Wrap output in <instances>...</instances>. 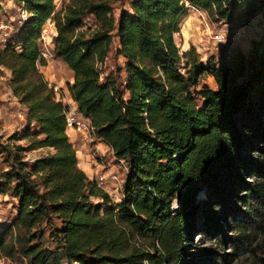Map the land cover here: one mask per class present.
<instances>
[{
    "label": "trees",
    "instance_id": "1",
    "mask_svg": "<svg viewBox=\"0 0 264 264\" xmlns=\"http://www.w3.org/2000/svg\"><path fill=\"white\" fill-rule=\"evenodd\" d=\"M14 1L28 17L0 47V74L9 71L11 91L25 107L26 127L8 140L28 146H1L11 160L0 171V196L15 197L16 213L0 226V258L183 264L195 215L203 229L222 233L236 202L253 217L264 210V0H126L117 15L109 0H70L59 9L55 0ZM191 8L217 21L234 15L243 27L259 13L255 53L247 57L237 46L219 62H202L193 47L181 51L174 36ZM88 16L95 28L79 32ZM49 19L53 55L73 73L71 100L126 163L118 202L78 165L65 121L69 106L40 71L47 62L39 37ZM113 46L123 77L120 67L102 71ZM204 74L215 89L200 84ZM38 148L52 151L24 160ZM201 191L223 209L211 199L196 202ZM134 236L148 239V248L132 244Z\"/></svg>",
    "mask_w": 264,
    "mask_h": 264
},
{
    "label": "rangeland",
    "instance_id": "2",
    "mask_svg": "<svg viewBox=\"0 0 264 264\" xmlns=\"http://www.w3.org/2000/svg\"><path fill=\"white\" fill-rule=\"evenodd\" d=\"M109 1H111L116 15L121 7H127L126 0ZM69 3L70 0H55V6L58 9ZM19 7L20 5H17L14 0H0V47L16 33L26 19L21 17ZM246 19V22L251 24L249 27H243L242 22L235 19L234 15L230 19L217 21L215 18L209 17L204 11L191 8L181 20L180 30L174 36L175 41L181 51L193 47L202 62L208 58H214L215 61L219 62L222 55L237 46L242 49L247 57H251L255 53L256 43L261 36V28L260 31L257 28L262 25V22L259 13H254ZM84 23L78 31L86 34L91 33L95 28L92 17H86ZM222 37L224 40L219 42ZM39 46L42 48L41 45ZM114 46L104 62L102 71L103 74H106L120 67V76L123 77L124 60L121 56L115 55ZM51 52V56L46 59L47 64L45 66L48 68H40V71L50 85L57 87L55 90L57 100H61L69 106L67 103V83H69L68 80L73 82V73L65 63L53 55V51ZM9 78V71L3 69L0 74V171L5 169L11 160L7 149H3L1 146L3 147L7 141L14 143V145L28 146L26 139L8 140L10 135L20 134L26 127L25 107L12 93ZM203 83L213 89L216 88L213 77L208 74L200 76V84ZM258 96L264 101V86ZM73 106L76 109L74 102ZM68 134L76 150L78 165L87 169L85 173L91 179H95V176H104L102 188L107 191L111 201L118 202L121 199L122 183L127 173L126 163L117 159L111 149L100 141L95 134L89 136L75 130H68ZM44 149L38 148L26 152L24 160L31 163L46 155ZM248 154V152H244V155ZM88 168L92 169L88 170ZM112 175L115 177L111 179L110 176ZM243 179L248 180L245 175H243ZM234 194L240 195L241 192L236 190ZM234 197L232 196V198ZM210 199L212 205L217 203L213 201L214 196L209 197L204 191H201L196 197V202L200 203ZM257 203V201H253V204L257 205ZM217 205H220L219 210L223 209V205L219 203ZM173 206L176 207L177 205L174 203ZM15 207V197L11 195L0 196V226L10 223L16 213ZM232 209L233 211L226 216L227 225L222 233L203 229L199 214L194 216L190 240L187 246L182 247L185 248L184 251L186 252V262L183 264H264V214H262L264 210L262 211L259 207L256 208L259 215L253 217L251 212H246L245 206L239 201L232 206ZM45 227V229L49 228ZM45 244L50 247L54 245L51 239L47 240V237ZM132 244L146 249L150 245V241L134 236ZM0 264L27 263L25 259L22 260L21 258L14 261L2 257Z\"/></svg>",
    "mask_w": 264,
    "mask_h": 264
},
{
    "label": "built area",
    "instance_id": "3",
    "mask_svg": "<svg viewBox=\"0 0 264 264\" xmlns=\"http://www.w3.org/2000/svg\"><path fill=\"white\" fill-rule=\"evenodd\" d=\"M19 10L21 11V17L23 19L28 17V12L22 7H19ZM4 27V25H1ZM56 35V28L54 21L49 19L45 23L40 37H39V45L42 46L40 48V54L41 56L46 60L47 57L51 56L52 54V48H53V37ZM224 38L219 40V42L223 41ZM57 87L53 85V90L55 91ZM65 121H66V127L67 130H75L79 132H83L86 135H94V128L91 125L90 121L88 118L84 117L77 109L71 108L69 106L68 111L65 113ZM99 139V138H98ZM100 140V139H99ZM101 141V140H100ZM111 179L114 178L115 176H110ZM105 177L104 176H95V181L99 186L102 187L104 183Z\"/></svg>",
    "mask_w": 264,
    "mask_h": 264
},
{
    "label": "crops",
    "instance_id": "4",
    "mask_svg": "<svg viewBox=\"0 0 264 264\" xmlns=\"http://www.w3.org/2000/svg\"><path fill=\"white\" fill-rule=\"evenodd\" d=\"M41 68H42V69H43V68H46V69H47L48 66H42ZM42 72H43V71H42ZM68 82H69V83H72L70 80H68ZM67 93H68V91H67ZM67 103L69 104V106H70L71 108L74 107V106H73V101L71 100V98H70V96H69V93H68V101H67ZM76 109H77V105H76ZM44 150H45L46 153L52 151V150L49 149V148H45ZM88 165H89V164H88ZM82 169H83L85 172H87V171H86L87 169H85L84 167H83ZM89 169L91 170L92 168H88V170H89Z\"/></svg>",
    "mask_w": 264,
    "mask_h": 264
}]
</instances>
